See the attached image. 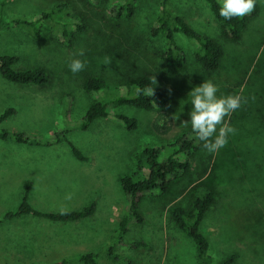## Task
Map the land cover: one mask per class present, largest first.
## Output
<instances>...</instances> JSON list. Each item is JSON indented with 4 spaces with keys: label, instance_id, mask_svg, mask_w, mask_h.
I'll return each instance as SVG.
<instances>
[{
    "label": "rangeland",
    "instance_id": "374dc122",
    "mask_svg": "<svg viewBox=\"0 0 264 264\" xmlns=\"http://www.w3.org/2000/svg\"><path fill=\"white\" fill-rule=\"evenodd\" d=\"M160 1L0 0L5 20L32 19L62 6L55 19L34 28H0V55L17 57L16 70L42 67L49 78L38 86L12 83L0 75V113L14 108L0 129L53 141L38 145L0 139V219L17 208L26 181L31 182L28 202L40 212L79 210L95 203L91 215L73 221L33 214L0 221V264H50L86 253L98 255V264H123L112 260H119L116 254L135 264H198L193 240L171 217L175 207L191 209V191L198 183L216 192L200 223L211 263L220 264L231 255L230 264H264V0H256L258 12L237 42L220 34L205 0H167L191 28L222 45L223 56L214 71L196 61V44L181 31L174 32V39L184 53V68L178 70L162 59L165 37L151 33ZM131 3L133 11L128 14ZM62 23L71 33L67 38ZM35 28L40 35L34 34ZM79 50L83 56L77 55ZM106 58L111 60L108 64ZM73 59L86 62L84 70L73 73L69 68ZM88 75L102 78L104 89L86 92L82 82ZM144 75L154 76L156 86L167 91L170 99L165 106L145 110L111 104L110 113L134 118L136 127L129 130L109 114L81 128L92 102L125 95L122 83ZM205 78L217 85V96L248 98L225 118L237 131L215 153L204 149L202 141L190 170L173 176L165 192L146 193L138 205L142 220L133 218L121 233L120 218L128 210L121 177L137 170L135 179L142 178L147 167L138 165L144 161L145 148L160 147L163 154L169 153L178 136L193 131L189 92ZM187 120V126L181 123ZM66 139L83 159L74 156ZM69 194L71 199H66ZM25 234L34 236L31 244L19 240ZM119 235L144 244L116 246L109 253Z\"/></svg>",
    "mask_w": 264,
    "mask_h": 264
},
{
    "label": "trees",
    "instance_id": "16d2710c",
    "mask_svg": "<svg viewBox=\"0 0 264 264\" xmlns=\"http://www.w3.org/2000/svg\"><path fill=\"white\" fill-rule=\"evenodd\" d=\"M205 2L208 4L214 18L219 23L220 34L232 42L240 40L242 32L246 28L249 19L258 12V3L256 1L255 10L250 15H246L243 18H232L230 20H226L219 15L221 0H205ZM119 9H122V6H120ZM1 10L2 8L0 9V28L10 25H21L34 28L35 24H42L46 21H52L55 19L54 14L62 11V6L54 7L50 11L41 12L32 19L15 17L5 20L2 16ZM127 11L128 14L133 11L132 3L128 4ZM154 22V27H152L151 33L164 35L166 41L165 50L161 54L163 60L173 63L178 70H182L184 68V53L181 47L176 44L174 39V32L181 31L195 42V59L198 63H200L202 68L206 71H214L218 68L223 56V48L220 42L213 38L203 36L191 28L181 16L176 15L175 12L168 6L167 0H161L159 2L158 14L155 17ZM82 26L83 25L77 24L78 29H81ZM34 34L36 36L40 35L37 28L34 29ZM62 35L65 38L71 35L66 23H62ZM16 60L17 57L14 55H0V75L4 79L12 83L22 85L32 84L41 86L48 82L49 78L44 68L37 67L34 69L16 70L13 68V64ZM82 86L88 93L100 92L104 89L105 83L100 77L88 75L83 79ZM122 86L126 89L125 95H119L110 100H95L90 104L83 117L81 128H86L97 118L107 117L111 114L116 119L120 120L127 129L131 130L136 127V120L121 113H110L109 108L111 104H128L145 110H152L154 107L165 106L170 99L167 91L154 85L152 83V78L148 75L128 78L122 83ZM149 87H154V96H147L146 90ZM134 90L135 92L132 95H129ZM13 112L14 108L12 107H9L1 112L0 123ZM0 139L38 145H50L53 142H41L40 140L30 138L24 132H10L4 128L0 129ZM67 141L70 144V148L74 156L78 159H83L82 153L74 147L69 140ZM173 142V149L169 150V153L163 154L160 147H148L144 149V161L138 165V169L147 167V169L144 170L145 173L142 178L135 179L137 170L131 174L121 177L120 185L128 199L127 214L122 216L119 222V229L121 233L126 232L127 224L133 218H135L138 222L142 220L138 211V205L146 193H149L154 189L165 192L169 188L173 176L176 177L180 174H186L190 170L192 160L202 141L197 139L194 131H191L189 133L181 134ZM30 186V181L24 182L21 202L16 209L7 211L0 221L24 214H33L36 216L46 217L51 220L73 221L89 216L95 210V203L90 202L88 205L79 210L40 212L28 202ZM215 200V190L207 184L198 183L191 191V209L189 211H185L183 208L175 207L171 211L173 222L193 240L196 248V258L198 264H212L209 255V241L201 232L200 223L206 216L207 212L211 209ZM143 244V242L139 241H124L122 236L119 235L117 242L109 246L108 249L109 253H111L114 249L116 251V248L122 245L137 248ZM116 256L119 260L112 259L115 263L123 262V264H135L131 259L118 254H116ZM97 257L98 255L94 253L79 254L71 259L64 258L50 264H68L70 262H77L80 264H98ZM231 261L232 256L230 255L220 264H230Z\"/></svg>",
    "mask_w": 264,
    "mask_h": 264
},
{
    "label": "clouds",
    "instance_id": "9594fccd",
    "mask_svg": "<svg viewBox=\"0 0 264 264\" xmlns=\"http://www.w3.org/2000/svg\"><path fill=\"white\" fill-rule=\"evenodd\" d=\"M256 6V0H221L219 15L226 20L232 18H243L250 15ZM83 50H79L77 55L83 56ZM111 60L106 58L105 63ZM86 62L80 59H73L69 68L73 73L84 70ZM152 83L157 84L155 77ZM147 96H154V87L147 88ZM218 87L212 79L205 78L204 81L192 88L189 92L191 96V110L189 112L192 130L198 140L203 141V147L208 152H218L220 148L226 146L229 134L237 131L225 120L231 117L232 113L248 102V98L236 95L217 96ZM254 100L255 97L253 96ZM179 117H176L178 119ZM181 121L187 126L188 121ZM71 199V195L66 196Z\"/></svg>",
    "mask_w": 264,
    "mask_h": 264
},
{
    "label": "crops",
    "instance_id": "0c3cea01",
    "mask_svg": "<svg viewBox=\"0 0 264 264\" xmlns=\"http://www.w3.org/2000/svg\"><path fill=\"white\" fill-rule=\"evenodd\" d=\"M21 216V215H20ZM14 217H16V216H14ZM11 218H13V217H11ZM51 220V219H50ZM33 235H31V234H25L24 236H22V237H19V240L22 242V243H24V244H31V241H32V239H33Z\"/></svg>",
    "mask_w": 264,
    "mask_h": 264
}]
</instances>
